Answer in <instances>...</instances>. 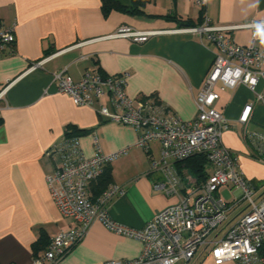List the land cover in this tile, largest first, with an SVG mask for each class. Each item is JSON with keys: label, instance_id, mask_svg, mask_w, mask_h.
<instances>
[{"label": "crops", "instance_id": "crops-1", "mask_svg": "<svg viewBox=\"0 0 264 264\" xmlns=\"http://www.w3.org/2000/svg\"><path fill=\"white\" fill-rule=\"evenodd\" d=\"M111 1L115 7L105 13L101 0H0V27L15 24L13 53L0 58V94L4 91L0 98V264H31L54 236L73 225L71 218L59 212L45 181L60 163L58 154L47 153L63 142L66 133L77 135L85 158L95 153L94 137L104 155L126 151L108 165V186L121 189L108 212L113 221L129 228L144 227L211 173L207 163L204 177L198 179L189 168L192 163L179 162L175 169L182 188L171 195L155 190L162 176L150 171V160L160 158L158 143L149 145L150 152L137 147L134 129L106 121L95 111L100 106L113 111L107 97L96 102L95 109L75 106L58 92L53 74L64 71L77 82L85 72L102 77L126 73L128 98L154 100L180 120L192 121L197 117L195 97L218 49L205 37L177 32L183 28L179 24L198 25L205 18L219 26L264 21V0H205L203 7L194 0H143L139 3L142 14L129 13L136 1ZM122 26L161 33L144 43L104 39ZM226 36L243 47L251 42L248 29ZM255 46L263 48L264 41H256ZM59 51L63 52L42 67L28 71ZM260 69L264 73V61ZM217 91L214 108L229 125L222 145L237 155L244 177L262 193L264 166L249 158L245 136L264 132V106L255 103L244 85L223 91L217 87ZM247 105L253 110L247 123L241 124ZM223 193L232 199L228 189L220 191L222 197ZM141 251L139 241L95 223L81 242L53 264L129 261ZM200 264L213 262L206 256Z\"/></svg>", "mask_w": 264, "mask_h": 264}, {"label": "built area", "instance_id": "built-area-1", "mask_svg": "<svg viewBox=\"0 0 264 264\" xmlns=\"http://www.w3.org/2000/svg\"><path fill=\"white\" fill-rule=\"evenodd\" d=\"M194 2L201 7L205 5V0ZM14 29L15 24L0 27V58L13 53ZM238 29L251 31L248 46H239L226 36ZM177 32L205 37L218 49L195 97L197 117L192 121L180 120L154 100L128 98L124 91L126 73L102 77L85 72L75 82L60 71L53 74V80L58 92L67 95L75 106L95 109V103L107 97L113 111L105 106L95 111L106 121L134 129L138 134L137 147L150 152L149 145L158 143L160 158L150 160V171L162 176L154 184L155 190L176 194L182 188V179L175 164L195 155L206 157L211 173L202 184L184 190L177 204L161 211L144 227L129 228L113 221L108 212L113 198L121 193L120 188L109 185L99 195L91 194V187L105 168L126 151L104 155L94 137L95 153L85 158L77 137L64 138L47 153L48 156L58 154L60 163L45 181L59 212L71 218L73 225L54 236L47 250L34 257L31 264H53L61 259L81 242L95 223L117 236L142 244L141 254L136 259L104 264H200L206 256L213 264H264V192L258 193L246 180L237 155L222 145V135L229 125L223 114L214 108L219 98L217 87L223 91L240 85L247 86L255 103L264 106V73L260 69L264 47L255 46L256 41H264V21L219 26L205 18L201 24L183 27ZM160 33L122 26L104 39L122 38L144 43ZM81 45L83 43L76 47ZM63 51L32 64L28 71L42 67ZM252 110V105L245 106L239 118L241 124L247 123ZM245 143L249 158L264 166V132L248 133ZM223 188L231 194L230 201L220 195ZM241 206L244 208L233 218Z\"/></svg>", "mask_w": 264, "mask_h": 264}, {"label": "trees", "instance_id": "trees-1", "mask_svg": "<svg viewBox=\"0 0 264 264\" xmlns=\"http://www.w3.org/2000/svg\"><path fill=\"white\" fill-rule=\"evenodd\" d=\"M136 1L134 3V5L131 7V10L129 11V13L131 14H142V10L139 8V3L142 2L143 0H133ZM102 2V7L103 10L105 11V13L108 12V10L110 8L115 7L113 2L111 0H101ZM178 23L179 20L175 19ZM201 24V23H200ZM199 25V24H198ZM191 26H196L190 23H183V24H179V27H191ZM70 137H77V135L74 134H70V133H66L65 134V138H70ZM184 161H188L190 163H192L191 165H189V168L191 170V173L196 176L198 179L204 177L203 171H204V167L207 164V160L206 157L203 155H195L192 156ZM182 161V162H184ZM109 184V172H108V166L105 168L102 176L98 179V181L93 184L92 187V195L95 197L97 195H99Z\"/></svg>", "mask_w": 264, "mask_h": 264}, {"label": "rangeland", "instance_id": "rangeland-1", "mask_svg": "<svg viewBox=\"0 0 264 264\" xmlns=\"http://www.w3.org/2000/svg\"><path fill=\"white\" fill-rule=\"evenodd\" d=\"M261 183H263V185H264V180L261 182ZM262 191H264V186H262ZM259 192H261V191H258V193ZM223 195V198L225 199V200H227V201H230L231 200V198L230 197H228V195L226 194V193H223L222 194ZM230 199V200H229ZM245 205V204H244ZM244 208V206H241L240 208H239V210H237V212H240L242 209Z\"/></svg>", "mask_w": 264, "mask_h": 264}]
</instances>
